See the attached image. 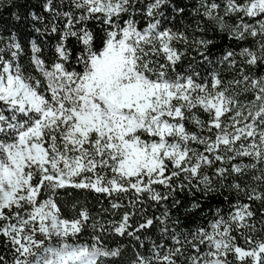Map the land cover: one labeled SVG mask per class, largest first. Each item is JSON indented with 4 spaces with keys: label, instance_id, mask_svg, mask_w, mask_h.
<instances>
[{
    "label": "snow or ice",
    "instance_id": "snow-or-ice-1",
    "mask_svg": "<svg viewBox=\"0 0 264 264\" xmlns=\"http://www.w3.org/2000/svg\"><path fill=\"white\" fill-rule=\"evenodd\" d=\"M0 264H264V0H0Z\"/></svg>",
    "mask_w": 264,
    "mask_h": 264
},
{
    "label": "trees",
    "instance_id": "trees-1",
    "mask_svg": "<svg viewBox=\"0 0 264 264\" xmlns=\"http://www.w3.org/2000/svg\"><path fill=\"white\" fill-rule=\"evenodd\" d=\"M15 9H13L14 11ZM3 16L5 18V22L8 23V24H11L13 23V21L11 20V17L9 16V13L7 11H4L3 13Z\"/></svg>",
    "mask_w": 264,
    "mask_h": 264
}]
</instances>
